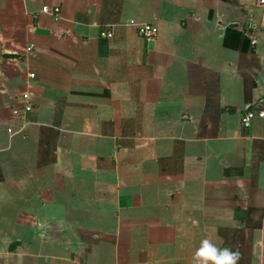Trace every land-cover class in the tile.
Listing matches in <instances>:
<instances>
[{"label":"crops","instance_id":"0c3cea01","mask_svg":"<svg viewBox=\"0 0 264 264\" xmlns=\"http://www.w3.org/2000/svg\"><path fill=\"white\" fill-rule=\"evenodd\" d=\"M259 1L0 0V264H264Z\"/></svg>","mask_w":264,"mask_h":264},{"label":"clouds","instance_id":"9594fccd","mask_svg":"<svg viewBox=\"0 0 264 264\" xmlns=\"http://www.w3.org/2000/svg\"><path fill=\"white\" fill-rule=\"evenodd\" d=\"M240 259L238 248L233 250L231 247H219L212 239L205 238L195 251L192 264H239Z\"/></svg>","mask_w":264,"mask_h":264},{"label":"built area","instance_id":"2783aa9c","mask_svg":"<svg viewBox=\"0 0 264 264\" xmlns=\"http://www.w3.org/2000/svg\"><path fill=\"white\" fill-rule=\"evenodd\" d=\"M234 1L235 0H229V2H234ZM259 3L261 5H264V0H260ZM43 11L46 12L47 8H44ZM58 12H59L58 8L53 10V13L55 15H57ZM139 33L147 42H152L156 38L157 29L153 25L143 24L139 27ZM100 36L102 38L111 39L112 34L109 32H106V31H102L100 33ZM20 99L22 102L21 103L22 108H21V110H19V109L14 110L13 113H14V115H18V116L22 115L24 117V115L26 113H28L29 111L32 110V106L29 102L28 95H23ZM259 105L263 106L262 104H259ZM257 117L264 119V108L261 110L256 109V108L246 110L245 113L243 114L242 118H241L242 126L244 128H249L251 126L253 119L257 118Z\"/></svg>","mask_w":264,"mask_h":264}]
</instances>
